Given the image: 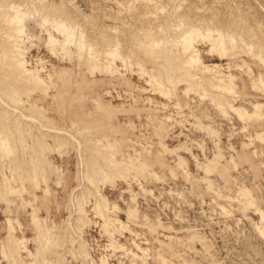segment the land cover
Listing matches in <instances>:
<instances>
[{
  "label": "rangeland",
  "instance_id": "rangeland-1",
  "mask_svg": "<svg viewBox=\"0 0 264 264\" xmlns=\"http://www.w3.org/2000/svg\"><path fill=\"white\" fill-rule=\"evenodd\" d=\"M172 1H0V67H4L0 69L1 78L11 64L5 50L12 43L5 31L9 25L4 22L3 13L11 10L8 5L12 2L23 7L33 4L36 10L40 7L39 11H45L42 14L54 18H59L61 12V17L71 13L89 43L99 50L98 60L93 55L82 56L72 44L50 43L48 30H53L50 25L53 21L42 24L43 15L36 14L25 21L29 37L23 38L22 45L27 51L23 55L25 67L39 75L48 90L28 91L27 97L28 88L20 86L19 90L26 91L18 90L24 101L22 114L7 98L0 106L1 124H6V130L14 131L16 137L14 152L0 159V190L4 176L13 187H9L7 197L2 196L5 199L0 197V264L15 263L13 256L8 258L4 254L6 250L13 255L14 244L19 251L18 264H264V106L259 114L253 115V104L264 103V87L255 85L260 76L264 79V0ZM65 4L73 9L68 10ZM11 12L14 14L13 9ZM195 24L202 29L230 27L229 32L233 30L232 34L240 36L235 41L238 48L225 56L212 53L208 40L198 38L194 45L205 66L219 65L222 73L233 79L235 90L225 96L234 106L246 108L251 116L241 118L235 111L223 110L216 101L221 94L217 87H205L208 91L201 88L209 73L191 69L201 78L193 79L185 74L188 67L180 68L186 59L180 53V45L176 46L171 38ZM52 32L63 39L57 31ZM151 39L159 40L164 47L159 44L150 50ZM115 43L121 57L116 53L105 66L102 62L107 58L105 51L114 49ZM169 46L178 54L169 52ZM156 49L159 54L153 52ZM228 54L235 55L228 57ZM169 67L175 70L173 76L184 77L179 79L182 82L175 83V88L166 80V88L156 86L151 75L165 72L166 77ZM25 76L28 74L24 73ZM1 78L0 86L4 87L10 77ZM186 80L188 84L184 83ZM193 83L200 87L191 86ZM213 97L214 101L210 99ZM42 133L44 143L49 144L46 150L36 143L39 136L42 139ZM58 133L68 134L65 138L71 139L72 146L68 140L65 144L57 142ZM97 142H102L105 148L108 144L114 146L119 152L114 154L118 163L135 165L128 170L126 164L122 165L121 177L129 173L127 180L118 177L114 183L99 182L101 169L93 164L97 165L101 159L102 167L109 166L102 155L94 153L93 149L100 146ZM81 144L84 148L78 147ZM34 145L40 147L33 148ZM37 154L44 162L37 160L40 157ZM141 162L149 168H143ZM84 167L95 180L92 172L100 171L98 183L89 181ZM79 173H83L81 178ZM33 176L40 181L39 178L31 181ZM102 196L107 198L109 208L98 214L95 205L104 201ZM80 198L85 201L79 202ZM80 206L84 209H79ZM77 207L85 214L76 211ZM79 217H83L82 222ZM113 219L122 224H114ZM71 220L79 222L78 225Z\"/></svg>",
  "mask_w": 264,
  "mask_h": 264
},
{
  "label": "bare ground",
  "instance_id": "bare-ground-1",
  "mask_svg": "<svg viewBox=\"0 0 264 264\" xmlns=\"http://www.w3.org/2000/svg\"><path fill=\"white\" fill-rule=\"evenodd\" d=\"M1 1V0H0ZM36 1V0H35ZM160 1V0H159ZM166 2V1H165ZM169 2V1H168ZM168 2H167V4H168ZM170 2H171V0H170ZM173 2V1H172ZM174 2H175V0H174ZM173 2V3H174ZM177 2V1H176ZM175 2V3H176ZM186 2V1H185ZM35 3V2H34ZM41 3V2H40ZM44 3V2H43ZM157 3V2H156ZM172 3V4H173ZM181 3V2H180ZM179 3V4H180ZM24 4H27V3H24ZM63 4V3H62ZM73 4V3H72ZM142 4V3H141ZM5 5V4H4ZM38 5V4H37ZM36 5V6H37ZM160 5V4H159ZM158 5V6H159ZM24 6H26V5H24ZM34 5L32 4V5H29V4H27V6L26 7H23V5L22 4H18L17 5V3H10L9 5H8V7H9V9H13V13L14 14H12V12H11V14L9 13V12H7L6 14H4L3 13V19H4V22L5 23H7L8 25H9V28H7V29H9L8 31L5 29V31H6V34L8 35L7 37H8V39L11 41V43L9 42V44H11V45H8V46H11V47H9V49H6L5 51V53H7L8 54V56L10 57L9 59L10 60H6L7 62H11V64H10V62H9V66L11 67V70H10V67H8V65H7V67L9 68V71H11L10 72V74L8 73L9 71H8V68H7V71L8 72H5L6 71V69L3 71V72H5V73H8L9 75L8 76H4L5 75V73L3 74V76H2V78L1 79H3L4 77H10V80L8 79V83L6 82V84H4V87L3 86H0L1 88H0V106L1 105H3V102H2V100H5L6 101V98H7V100L9 99L10 100V102L12 103V105H13V107H15L16 106V109H18L19 110V112H18V110H16L15 108V110L18 112V113H20V114H22L23 112H22V109H21V107L22 106H24V101L20 98V96H19V94L20 95H22L21 93H23V91L24 92H30V91H36V90H42V89H45L46 88V86H45V82L42 80V78L39 76V75H35V74H33V73H31L30 71H28V69L25 67V61H24V59H25V56L23 57V55L25 54L24 53V51H26V50H23L22 49V45H23V43H24V40H23V38L24 37H28V33H27V31H26V24H25V21H26V19L27 18H29V17H31V16H33V15H36V14H39L40 16H42V24H46V22L48 21V22H50V21H55L56 23H57V26H53V25H56V23H53V22H51V24L50 25H52V29L53 30H55V31H57V33L58 34H60L62 37H63V39L62 40H60L59 38H57L54 34H53V30H48V34H50L49 36V38H50V43L52 42V43H54L55 41H59V42H64L65 44L67 43H69V44H72V45H74L75 46V49H76V51H78V53H81L82 52V56H86V57H90V56H96L97 57V59H98V51H96V49L94 48V44H90L89 43V41L87 40V38H86V36H85V33L83 32V28H81L80 26H81V24H80V26H79V24H77V22H78V20H77V22H75L74 20L75 19H73L74 17H70V14L71 13H69V11H67L68 13H69V15L68 14H66V12H65V14L67 15V16H64V17H61L62 16V10H60V12H61V16L58 18V17H56V18H54V17H52V16H50L48 13H44V14H42V12H45L44 10L42 11H39V8L40 7H38L37 8V10L33 7ZM62 6V5H61ZM65 6L67 7V4H65ZM64 5L62 6V7H65ZM146 6V5H145ZM168 6V5H167ZM171 6V5H170ZM174 6V5H173ZM1 7V6H0ZM32 7L35 9H32ZM44 7V6H43ZM143 7V6H142ZM154 7V6H153ZM161 7V9H164L165 7H163V6H160ZM178 7V6H177ZM5 8V7H4ZM68 8V7H67ZM41 9V8H40ZM70 9H73V8H70ZM69 8H68V10H70ZM8 10V9H7ZM4 11V10H3ZM63 11H65L64 9H63ZM75 11V10H74ZM77 11V10H76ZM167 11V10H166ZM41 12V13H40ZM73 12V11H72ZM164 12V11H163ZM177 12H179V11H177ZM176 12V13H177ZM74 13V12H73ZM72 13V14H73ZM64 14V13H63ZM64 14V15H65ZM157 14V13H156ZM165 14H166V12H165ZM0 16H2V14L0 15ZM74 16H75V13H74ZM173 16V15H172ZM36 17V16H35ZM76 19H77V16H76ZM78 19H79V17H78ZM179 19V18H178ZM184 20V19H183ZM173 22V21H172ZM53 23V24H52ZM80 23V22H79ZM166 23V22H165ZM83 25V24H82ZM162 26V25H161ZM160 26V27H161ZM164 26V25H163ZM162 26V27H163ZM180 26V25H179ZM186 26V25H185ZM192 26V25H191ZM43 27V26H42ZM165 27V26H164ZM163 27V28H164ZM172 27V26H171ZM211 27V26H210ZM210 27H208L207 26V28L205 27V29H202L201 28V26L199 27V25L197 26L196 24L195 25H193L190 29L188 28V31H186V32H181L180 34H176V36H172V38H171V41L172 40H175L176 42V46L178 45H180L179 47H181L180 49H181V55L183 56V57H185V59H186V61H184V62H182L184 65L182 66V67H180L181 69H186L187 67L189 68L188 70H185V74L186 75H191L192 77H193V79H197V78H199L197 75V73H196V71L198 70H200V71H202V73H209V75H208V79L206 80V83L204 84V85H202V87L201 88H205V87H217L219 90H220V92H221V94H219L218 95V97H216L215 99H216V101L218 102V104L220 105V106H222L221 108L223 109V110H227V109H229V110H232V111H235V113H237L239 116H241V118H243V117H246V116H248V115H250V113L248 112V110L246 109V108H244V107H236V106H234L233 104H232V102L231 101H229V98H227L226 96H225V93H228L229 95L232 93V92H234V90H235V85H234V83H233V79L231 78V77H229L227 74L226 75H224L223 73H222V71L220 70V66L219 65H214V66H205L203 63H202V61H201V58H200V55H199V50H197L196 49V46L194 45L195 43H197L196 41L198 40V38H202L203 40L205 39V40H208V41H210L211 42V44H212V49H210V50H212L213 52L212 53H214V52H218V53H220V55H223L224 54V56H225V54L226 53H230V52H228V51H230L231 49L233 50V48L235 47H237L238 48V46H235V41H236V38H239L238 36H236L235 34H232L233 33V30H232V32H229L228 30H229V28L228 27H215L214 26V28H210ZM5 28V27H4ZM4 28H2V29H4ZM216 28V29H215ZM1 29V30H2ZM81 30H82V32L83 33H81ZM4 31V32H5ZM173 31V30H172ZM178 31V30H177ZM231 31V30H230ZM236 32H237V30H236ZM235 32V30H234V33H236ZM5 34V35H6ZM236 34H238V32L236 33ZM243 35V34H242ZM55 36V37H54ZM149 36V35H148ZM29 38V37H28ZM150 38H151V36H150ZM153 39H151V41H152ZM241 40V39H240ZM200 41V40H199ZM237 41H238V39H237ZM150 42V41H149ZM203 42V41H202ZM207 42V41H206ZM245 42H247V41H245ZM180 43V44H179ZM199 43V42H198ZM238 43V42H237ZM59 44V43H58ZM57 44V45H58ZM160 44V42H159V40H157V39H154L153 40V42H151V46L152 47H150V48H152V49H150V50H153L154 49V46L156 47V48H158L157 46ZM169 44V43H168ZM168 44H167V46H168ZM171 44V43H170ZM247 44V43H246ZM110 45V44H109ZM112 45V44H111ZM149 45H150V43H149ZM148 45V46H149ZM164 44L162 43V46H161V44H160V47L161 48H163L164 46H163ZM173 47H174V45H173V42H172V44H171ZM170 45V46H171ZM115 48L113 49H109V48H106V49H109V50H107V51H105V53H106V55H107V60L105 61L104 59V61H102V60H100V61H102L104 64H105V62H106V64L108 65L109 63H111L112 62V59L114 58V57H116L115 55H116V53L118 52V50H119V48H118V46L119 45H116V43H115V45H113ZM169 46V47H170ZM241 46V45H240ZM239 46V47H240ZM255 46V45H254ZM110 47V46H109ZM112 47V46H111ZM172 47V48H173ZM247 47H248V45H247ZM249 47H250V43H249ZM252 47V46H251ZM2 48V47H1ZM74 48V47H73ZM166 48V47H165ZM164 48V50L165 51H168V50H166V49H168V48H166L165 49ZM171 48V47H170ZM171 48V50L169 51V52H172L174 49H172ZM243 48V47H242ZM258 48V47H257ZM179 49V50H180ZM244 49V48H243ZM250 49V48H249ZM158 49H156V51L154 50L153 52H155V53H157V54H159V52L157 51ZM163 50V49H162ZM209 50V51H210ZM242 50V49H241ZM2 51V50H1ZM234 51V50H233ZM249 51V50H248ZM251 51V50H250ZM249 51V52H250ZM253 51H254V49H253ZM253 51H251L250 53H252ZM262 51V50H261ZM27 52V51H26ZM178 52V51H177ZM176 52V53H177ZM232 52V51H231ZM243 52H245V51H243ZM124 53V52H123ZM173 53L174 54H176L174 51H173ZM179 53V54H180ZM209 53H211V51L209 52ZM4 54V53H3ZM84 54V55H83ZM118 54V56H120L119 54H121L120 52L119 53H117ZM128 54V53H127ZM178 54V53H177ZM176 54V55H177ZM256 53L254 52V55H255ZM258 54V53H257ZM259 54H260V52H259ZM262 54V53H261ZM80 55V56H81ZM100 55H102V54H100ZM123 55V54H122ZM230 55H232V54H228V57L230 56ZM233 55H235V54H233ZM232 55V56H233ZM252 55V54H251ZM254 55H253V57H254ZM3 56H5V55H3ZM81 56V57H82ZM182 56H181V58H182ZM259 56V55H258ZM95 57V58H96ZM101 57V56H100ZM99 57V58H100ZM121 57V56H120ZM180 57V56H179ZM257 57V56H256ZM259 57H261V56H259ZM264 57V56H263ZM6 58V57H5ZM8 58V57H7ZM85 58V57H84ZM91 58V57H90ZM123 58V57H122ZM122 58H120V60H122ZM221 58V57H220ZM222 58H223V56H222ZM232 58H234V57H232ZM126 59V58H125ZM133 59V58H132ZM177 59V58H176ZM84 60H86V59H84ZM99 60V59H98ZM115 60H116V58H115ZM127 60V59H126ZM134 60V59H133ZM137 60V59H136ZM135 60V61H136ZM128 61V60H127ZM183 61V60H182ZM4 62V61H3ZM129 62V61H128ZM132 62V60L130 61V63ZM124 63V62H123ZM133 63V62H132ZM6 64V63H5ZM4 64V65H5ZM88 64V63H87ZM106 64H105V66H106ZM114 64V63H113ZM135 64V63H134ZM143 64V63H142ZM98 65V64H97ZM96 65V66H97ZM144 65H146V64H144ZM179 65V64H178ZM6 66V65H5ZM93 66V65H92ZM101 66V65H100ZM116 66V65H115ZM136 66V65H135ZM164 66V65H163ZM175 66V65H174ZM177 66V65H176ZM2 68H4L3 66H1ZM0 67V69H2ZM98 67V66H97ZM104 67V66H103ZM111 67V66H110ZM109 67V68H110ZM139 67V66H138ZM147 67V66H146ZM166 67V66H165ZM246 67V66H245ZM105 68V67H104ZM144 68V67H143ZM170 68V67H169ZM240 68H242V67H240ZM148 69V68H147ZM170 69H172V68H170ZM168 70V71H166V77L164 76V73L162 74V73H159V72H157V74L156 73H152L153 75H151L152 76V80H153V82H154V84L157 86V85H159V87H165L166 88V86H165V81L164 80H166V82L167 83H172L173 84V86H171L172 88L174 87L175 88V86H174V84L175 85H177V82L178 81H180L179 79L181 78V79H183L184 77H182V76H180V78L179 77H175V75L173 76V72H175V70ZM175 69V68H174ZM191 69H193V70H196V71H191ZM249 69V68H248ZM250 69H251V67H250ZM106 70V69H105ZM107 70H108V68H107ZM159 70V69H158ZM177 70V69H176ZM149 71V70H148ZM146 72V71H145ZM252 72V71H251ZM1 73V72H0ZM28 74V77H26L25 76V78L23 77V74ZM206 73V74H207ZM253 73V72H252ZM95 74V73H94ZM143 74V73H142ZM248 74V73H247ZM255 74V73H254ZM146 75V74H145ZM165 78H164V77ZM250 76V75H249ZM252 76V75H251ZM148 77H150V75L148 76ZM254 77V76H253ZM234 78V77H233ZM250 79V78H249ZM3 80H6L5 78L3 79ZM188 80V79H187ZM187 80L184 82V83H187ZM199 80H201V78H199ZM1 81V80H0ZM189 81V80H188ZM4 83H5V81H3ZM180 82H182V80L180 81ZM179 82V83H180ZM189 82H191V81H189ZM193 82V81H192ZM191 82V83H192ZM254 82V81H253ZM178 83V84H179ZM1 84H2V81H1ZM170 84H167V85H169L170 86ZM171 84V85H172ZM188 84V83H187ZM257 84H262L263 85V87H264V79H263V77L262 76H260L258 79H257V81H256V83H255V85H257ZM136 85V84H135ZM252 85V84H251ZM20 86H26V88H28L26 91L25 90H22V89H20L21 90V93L19 92L20 90H19V88H20ZM191 86H195V83H193ZM197 86H199V85H196L195 87H197ZM187 87H189L188 89L190 90V86L188 85ZM200 87V86H199ZM260 87V86H259ZM258 86H257V88H259ZM22 88V87H21ZM26 88H24V89H26ZM170 88V87H169ZM201 88H200V90H201ZM255 88H256V86H255ZM187 89V90H188ZM197 89H198V87H197ZM196 89V90H197ZM209 89V88H208ZM215 89V88H214ZM218 89H216V90H218ZM262 89V88H261ZM19 90V91H18ZM46 90H48L47 88H46ZM159 90V89H158ZM195 90V88H194V91H196ZM207 89L205 88V91H206ZM211 90V89H210ZM213 90V89H212ZM116 91V90H115ZM148 91V90H147ZM162 91V90H161ZM161 91H159V92H161ZM175 91V90H174ZM208 91V90H207ZM29 92H28V96L27 97H29L30 95H29ZM200 92V91H199ZM47 93V92H46ZM162 93V92H161ZM164 93H165V91H164ZM192 93H195V92H192ZM202 93V92H201ZM208 93V92H207ZM211 92H209L208 93V96H210L211 94H210ZM128 94V93H127ZM214 94V93H213ZM224 94V95H223ZM24 95H26V94H24ZM168 95V94H167ZM203 95V94H202ZM172 96V95H171ZM204 96V95H203ZM214 96H215V94H214ZM217 96V95H216ZM22 97V96H21ZM168 97V96H167ZM204 97H206V96H204ZM23 98V97H22ZM207 98V97H206ZM209 98V97H208ZM28 99V98H27ZM211 100H213L214 101V97L213 98H210ZM8 100V101H9ZM147 101V100H146ZM27 102H29V100L27 101ZM216 102V103H217ZM254 102V101H253ZM97 103V102H96ZM214 103V102H213ZM26 104V103H25ZM8 105V104H7ZM34 105L35 106H37L35 103H34ZM157 105V104H156ZM217 105V104H216ZM218 105V106H219ZM264 106V103L262 104V103H255V104H253V107H254V109H255V112H254V114L253 115H257V114H259V112L261 111V108ZM9 107H10V105H9ZM163 107V106H162ZM23 108V107H22ZM167 108V107H166ZM14 109H13V111H14ZM222 110L220 109V112H221ZM15 112V111H14ZM107 112H109V111H107ZM219 112V111H218ZM16 113V112H15ZM5 115H8L7 113H6V111H5ZM252 115V116H253ZM251 116V115H250ZM0 121H1V116H0ZM48 123V122H47ZM50 123V122H49ZM48 123V124H49ZM6 125V124H5ZM5 125L3 126V124H1V122H0V159H1V157L3 156L4 157V155L6 154V156L7 155H9V153L10 152H14V145H13V142L14 141H16V137H15V134H14V131H10V130H6V128H5ZM39 125H41V123H39ZM53 125V124H52ZM122 125V124H121ZM44 127V126H43ZM77 128H78V126H77ZM46 130V129H45ZM44 130V131H45ZM60 130H62V129H60ZM82 130V129H81ZM8 131L10 132V134L8 133ZM47 131V130H46ZM63 131V130H62ZM61 131V132H62ZM12 132V133H11ZM50 132V131H49ZM57 132V131H56ZM64 132V131H63ZM81 132V131H80ZM90 132H92V131H89V133ZM15 133L17 134V131H15ZM64 133H66V132H64ZM63 133V134H64ZM86 133V132H85ZM11 134H13V139H12V135ZM23 133H21V135H22ZM54 134H56V133H54ZM80 134H82V133H80ZM21 135H19V137L21 136ZM50 135H51V133H50ZM57 135H59V136H55L56 138H57V142H59L60 144H62L63 142H64V144H65V142L68 140L67 138H65L66 137V135H68V134H66L65 136L64 135H62L61 136V134L60 133H58ZM71 135V134H70ZM69 135V136H70ZM88 135V134H87ZM91 135V134H90ZM157 135V134H156ZM26 135H23V136H21V137H25ZM46 137H47V135H46ZM50 137V136H49ZM73 138H74V136H72ZM45 138V135L42 133V139L40 138V136L36 139V143L38 144V145H40L41 147H43V149L44 150H46L45 148H48V146H49V144L46 142V144L44 143L45 142V140H43ZM52 138H53V136H52ZM71 138V137H70ZM17 139H18V137H17ZM21 138H19V140H20ZM47 139H50V138H47ZM76 139H78V138H76ZM19 140H17V142L19 141ZM22 140V139H21ZM23 140H24V138H23ZM22 140V141H23ZM71 139H69L68 140V142L70 141ZM73 141H74V139H72ZM25 141V140H24ZM54 141V140H53ZM76 141V140H75ZM16 142V143H17ZM21 142V141H20ZM26 142H28V141H26ZM67 142V143H68ZM134 142V141H133ZM23 143V142H22ZM21 143V145H23ZM55 143V142H54ZM97 143H99V142H97ZM100 143H102V142H100ZM98 144V145H100V146H98V145H96V146H98L97 148H94L95 147V145H94V149H93V151H94V153H96V154H100V155H102V157H104V161L107 163V166H109V168L108 167H102L103 165L101 164V163H99V162H101V159L100 158H102V157H99L98 159H100V161H97L96 163H97V165H95V164H93L95 167L97 166L98 167V165L101 167H99V170L101 169V172L100 171H96V170H94L95 172L93 173L92 172V174H95L96 176L95 177H97V180H95L96 178H93V177H89V174L87 175V171H88V169H87V171H85V169L86 168H89V165H87V166H85L84 167V171H85V176L87 175L88 176V178H89V181L90 182H92V184L94 183V182H96L97 181V183H98V179H99V176H97V173H101V176H102V179H101V181H99V182H104V183H106V181H109V183L111 182V183H114V181H116L115 179H117L118 177L119 178H125L126 180L129 178V173L128 174H124V176L123 177H121L122 176V172L123 171H121V168H122V165H127V163H118L117 162V160L115 159L116 157H115V155H117V153H116V149H114L113 147L114 146H110L109 144H108V148L106 147L105 148V146L103 145V144ZM160 143V142H159ZM47 144H48V146H47ZM57 144V143H56ZM59 144V145H60ZM69 145H71L70 144V142L68 143ZM67 144V145H68ZM77 144V143H76ZM94 144H95V142H94ZM161 144V143H160ZM163 144V143H162ZM58 145V144H57ZM68 145V146H69ZM77 145H79V144H77ZM37 146V145H36ZM35 145H34V147L33 148H35L36 147ZM40 146H37V147H40ZM45 146V147H44ZM72 146V145H71ZM165 146V145H164ZM164 146L162 145V147L164 148ZM23 147V146H22ZM58 147V146H57ZM78 147H82V148H84L83 147V144H81V146H78ZM88 147V146H87ZM86 147V148H87ZM151 147V146H150ZM32 148V147H31ZM166 148V147H165ZM164 148V149H165ZM37 150H39L38 148H36ZM35 149V150H36ZM42 149V150H43ZM50 149V148H49ZM54 150H55V148H53ZM76 149H79V148H76ZM114 149V150H113ZM23 150V149H22ZM31 150V149H30ZM48 150V149H47ZM51 150V149H50ZM65 150V149H64ZM171 151V150H173V149H168V151ZM32 151V150H31ZM81 151V150H80ZM80 151H78V153L80 152ZM83 151V150H82ZM18 152V151H17ZM25 152V151H24ZM36 152V151H35ZM39 152H41L40 150H39ZM39 152H37V153H39ZM45 152V151H44ZM43 152V153H44ZM49 152H52V151H48V154H49ZM118 152V151H117ZM8 153V154H7ZM15 153H16V150H15ZM14 153V154H15ZM42 153V152H41ZM77 153V154H78ZM110 153H112L111 155H109ZM116 153V154H115ZM119 153V152H118ZM3 154V155H2ZM48 154L46 153V155L48 156ZM79 154H81V152L79 153ZM88 154V153H87ZM115 154V155H114ZM24 155V154H23ZM40 155V154H39ZM39 155L37 154V156L39 157ZM45 156V155H44ZM43 156V157H44ZM91 156V155H90ZM32 157V156H31ZM49 157V156H48ZM82 158H85V157H83V156H81ZM89 157V156H88ZM94 157V156H93ZM115 157V158H114ZM9 158V157H8ZM12 158V157H11ZM45 158V157H44ZM87 158V157H86ZM92 158V157H91ZM19 159V158H18ZM32 159V158H31ZM40 160V161H42V162H44L43 160H41V155H40V157L39 158H37V160ZM43 159V158H42ZM79 159H81V158H79ZM89 159V158H88ZM122 159V158H121ZM120 159V160H121ZM130 159V158H129ZM222 159V158H221ZM36 160V161H37ZM47 161H48V159H46ZM102 160H103V158H102ZM124 160V159H123ZM131 160V159H130ZM12 161V160H11ZM16 161V160H15ZM19 161V160H18ZM17 161V162H18ZM33 161H34V159H33ZM35 161V162H36ZM81 161V160H80ZM79 161V162H80ZM82 161H83V159H82ZM129 161V160H128ZM10 162V161H9ZM53 162V161H52ZM85 162H86V160H85ZM88 162H89V160H88ZM87 162V163H88ZM122 162V161H121ZM136 162H138V161H136ZM135 161H134V163H136ZM14 163V162H13ZM19 163V162H18ZM29 163V162H28ZM33 163V162H32ZM38 163V162H37ZM37 163H34V166L36 167L37 166ZM132 163V162H131ZM128 164L127 166H125L126 167V170H128L129 168H130V165H134V164ZM3 164V163H2ZM16 164V163H15ZM20 164H22V163H20ZM36 164V165H35ZM39 164V163H38ZM49 164V163H48ZM54 164V163H53ZM52 164V165H53ZM81 164H82V162H81ZM138 164V163H137ZM1 165V164H0ZM18 165V164H17ZM16 165V166H17ZM26 165V164H25ZM32 165V164H31ZM40 165H41V163H40ZM45 165V164H44ZM51 165V164H50ZM141 165H142V167L144 168V167H148L149 168V165L147 164V163H145V162H141ZM12 166V165H11ZM19 166V165H18ZM23 166V165H22ZM135 166V165H134ZM14 167V166H13ZM42 167V166H41ZM40 167V168H41ZM53 168L54 169V167L53 166H50V168ZM83 166H81V168H82ZM91 167V166H90ZM93 167V166H92ZM96 167V168H97ZM16 168V167H15ZM23 168V167H22ZM26 168V167H25ZM24 168V169H25ZM28 168H30V167H28ZM34 168V167H33ZM37 168H38V166H37ZM45 168H46V166H45ZM44 168V169H45ZM81 168H79V169H81ZM134 168H136V167H134ZM141 168V167H140ZM139 168V169H140ZM187 168V167H186ZM16 169H18V168H16ZM30 169H32V168H30ZM36 169V168H35ZM49 169V168H48ZM57 169V168H56ZM55 169V170H56ZM142 169V168H141ZM26 170V169H25ZM78 170V169H77ZM98 170V169H97ZM16 171V170H15ZM22 171V170H21ZM24 171V170H23ZM22 171V172H23ZM39 171H42V170H39ZM38 171V172H39ZM54 171V170H53ZM58 171V170H57ZM84 171H82L83 173H84ZM92 171H93V169H92ZM146 171H147V169H146ZM36 172V171H35ZM47 172H48V170H47ZM50 172V171H49ZM55 172V171H54ZM79 172H81V170L79 171ZM87 172V173H86ZM24 173V172H23ZM22 173V174H23ZM32 172H31V170H30V174H31ZM34 173V172H33ZM37 173V172H36ZM64 173V172H63ZM82 173V174H83ZM91 173V172H90ZM100 173L98 174V175H100ZM143 173V172H142ZM157 173V172H156ZM21 174V175H22ZM27 174V173H26ZM47 174V173H46ZM49 174H51V173H49ZM49 174H48V177H49ZM52 174H53V172H52ZM51 174V175H52ZM82 174H78L79 176H80V178L82 177ZM137 174V173H136ZM135 174V175H136ZM33 175V174H32ZM55 175V174H54ZM77 175V174H76ZM132 175V174H131ZM134 175V176H135ZM30 176V175H29ZM56 176V175H55ZM84 175H83V177H85ZM90 176H91V174H90ZM159 176V175H158ZM37 178H39V177H37ZM37 178H34V176H33V179H30L31 181L32 180H34L35 182H36V180L35 179H37ZM45 178V177H44ZM79 178V177H78ZM3 179V181H2V184H3V188L0 190V197H2L3 195L4 196H6L7 195V193L6 192H8V190L9 189H11V188H13L12 186H11V184L9 185V183H10V179L9 178H6L5 176H4V178H2ZM9 179V180H8ZM48 179V178H47ZM49 179H50V177H49ZM28 180V179H27ZM81 180V179H80ZM83 180H84V178H82V182H83ZM85 180H87V178L85 179ZM118 180V179H117ZM29 181V180H28ZM39 181H40V178H39ZM45 181V180H44ZM49 181V180H48ZM88 181V180H87ZM1 182V181H0ZM116 183V182H115ZM100 184V183H99ZM9 185V186H8ZM23 185V184H22ZM38 185V184H37ZM48 185V184H47ZM46 185V186H47ZM94 185H95V183H94ZM104 185V184H103ZM11 186V188H9ZM98 186H100V185H98ZM81 187V186H80ZM46 188V187H45ZM84 188V187H83ZM100 188H101V186H100ZM99 188V189H100ZM15 189V188H14ZM13 189V190H14ZM77 189V188H76ZM97 190H98V188H97ZM145 190V189H144ZM143 190V191H144ZM3 191V192H2ZM46 191V190H45ZM44 191V192H45ZM48 191H50V190H48ZM77 191V190H76ZM75 191V192H76ZM14 192V191H13ZM82 192V191H81ZM45 193H47V192H45ZM72 193H74V192H72ZM6 194V195H5ZM21 195V194H20ZM248 195V194H247ZM9 196V195H8ZM22 196V195H21ZM82 196V195H81ZM85 197H86V194L84 195ZM84 196H83V198H84ZM7 197V196H6ZM11 197V196H10ZM232 197V196H231ZM3 198V197H2ZM75 198H76V196H75ZM82 198V197H81ZM80 198V199H81ZM89 198V197H88ZM102 198H103V200L104 201H102V202H97V204L95 205L96 207V210H97V212H98V214H100V213H102V212H104V211H108L107 210V207L109 208V205L107 206V203H108V201H106V199L102 196ZM3 199H5V198H3ZM71 200V199H70ZM76 200V199H75ZM79 200V199H78ZM78 200L77 201H75V202H78ZM82 201V199L79 201V202H81ZM85 200H83L82 202H84ZM1 202V201H0ZM10 203V202H9ZM79 204V203H78ZM77 204V205H78ZM255 204V203H254ZM80 205H81V203H80ZM82 205H83V203H82ZM220 205V204H219ZM7 206H9V205H7ZM79 206V205H78ZM116 206V205H115ZM114 207V206H113ZM118 207V206H117ZM221 207V206H220ZM81 208V206L79 207V209ZM79 209H78V207H77V209H76V211L78 210V212H81V210L79 211ZM81 209H84L83 208V206H82V208ZM84 211V210H83ZM81 212V213H84L85 214V212ZM137 211V210H136ZM215 211V210H214ZM11 212V211H10ZM78 212H76L78 215H79V213ZM80 213V214H81ZM80 216H82V215H80ZM264 216V215H263ZM72 219V218H71ZM8 221V220H7ZM72 221V220H71ZM78 221L79 222H82L83 221V217L82 218H80L79 217V219H78ZM113 222H114V224L117 222V223H120V221L117 219V220H112ZM72 222H74V221H72ZM75 222H77V221H75ZM74 222V224H76ZM78 222V223H79ZM53 223V222H52ZM78 223L76 224V225H78ZM11 224V222H8V225H10ZM71 224H73V223H70V225ZM120 224H122V223H120ZM21 225V224H20ZM19 225V226H20ZM11 226H12V224H11ZM72 226V225H71ZM122 226V225H121ZM14 227V226H13ZM12 227V228H13ZM72 227H74V225L72 226ZM9 228H10V226H9ZM15 228V227H14ZM82 228V227H81ZM9 230V229H8ZM15 230L16 229H13V231L15 232ZM264 230V229H263ZM38 231V230H37ZM198 232V231H197ZM40 234V233H39ZM7 238V237H6ZM11 238V237H10ZM202 238V237H201ZM9 239V238H8ZM8 239H6V240H8ZM18 239V238H17ZM12 240V239H11ZM21 240H23V239H21ZM48 240V239H47ZM7 242V241H6ZM11 242H13V241H11ZM23 242V241H22ZM24 242H25V240H24ZM41 242V241H40ZM45 242V241H44ZM7 243H9V242H7ZM48 243V242H47ZM20 244V243H19ZM23 245V244H22ZM4 246V245H3ZM25 246V245H24ZM11 247V246H10ZM14 247L16 248V252H14L13 253V255L11 254H8L7 252H6V250H5V252H4V250H3V252H4V254L8 257V258H12V256H13V258H14V261H15V263H13V264H18V263H16L17 261H18V254H19V251L17 250V244H14ZM123 247V246H122ZM208 247H209V245H208ZM50 248V247H49ZM139 248V247H138ZM43 249V248H42ZM141 249V248H140ZM143 249V248H142ZM142 249H141V251H142ZM145 250V249H144ZM42 251V250H41ZM208 251V250H207ZM47 252V251H46ZM85 252V251H84ZM143 252V251H142ZM145 252H147V251H145ZM3 254V255H4ZM133 254H135V253H133ZM137 254V253H136ZM46 255V254H45ZM161 255V254H160ZM85 256V255H84ZM135 256V255H134ZM137 256V255H136ZM163 256V255H162ZM164 258V257H163ZM162 258V259H163ZM89 259V258H88ZM9 260V259H8ZM165 260V259H164ZM89 261H90V259H89ZM24 262V261H23ZM164 262V261H163ZM51 263V262H50ZM10 264V263H9ZM32 264H34V263H32Z\"/></svg>",
  "mask_w": 264,
  "mask_h": 264
}]
</instances>
